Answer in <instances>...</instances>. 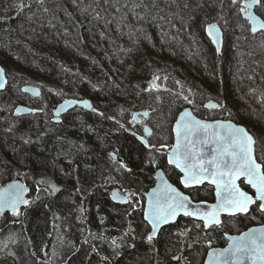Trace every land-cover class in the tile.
Masks as SVG:
<instances>
[{
    "label": "trees",
    "instance_id": "obj_1",
    "mask_svg": "<svg viewBox=\"0 0 264 264\" xmlns=\"http://www.w3.org/2000/svg\"><path fill=\"white\" fill-rule=\"evenodd\" d=\"M60 2L0 0V35L6 36L0 37V66L9 74V89L17 88L21 97L6 105L0 98L13 135L2 133L8 138L0 143V189L17 179L30 188L28 206L0 218V264H155L159 257L163 262L158 264H183L172 260L179 249L177 238L167 237V231L149 241L138 225L140 218L110 199L115 188L143 187L140 175L131 172L149 165L137 155L144 148L128 133L139 131L131 117L137 110L150 112L151 145L158 148L171 141L182 109L190 107L205 118L203 103L213 97L225 99L234 118L244 119L248 106L263 99L264 89L243 90L233 85L232 76L255 79L264 73L248 62L250 68L232 64L231 72L219 71L204 34L212 18L201 19L186 48L190 54L183 55L182 40L161 42L154 0ZM235 20L245 36L240 16ZM55 29L64 31L63 38L49 43ZM254 45L249 57L258 56L264 65V40ZM247 51H239L240 61L248 60ZM129 53L133 58L126 57ZM34 64L40 70L35 72ZM209 64L212 72L205 69ZM27 84L41 88L35 106L47 109L43 117L49 122L53 107L70 98L90 99L102 114L78 111L52 128L34 116L18 118L15 106L35 101L21 93ZM48 95L54 103L42 102ZM252 117L256 120L246 118L249 127L264 126V115ZM111 152H118L121 161L111 158ZM196 254L185 252L186 257Z\"/></svg>",
    "mask_w": 264,
    "mask_h": 264
},
{
    "label": "snow or ice",
    "instance_id": "obj_2",
    "mask_svg": "<svg viewBox=\"0 0 264 264\" xmlns=\"http://www.w3.org/2000/svg\"><path fill=\"white\" fill-rule=\"evenodd\" d=\"M232 2L236 4L237 0ZM254 6L264 8V0H244L240 11L253 25L252 30L256 31L257 27L264 29V20L254 14ZM213 28L215 25H209L210 30ZM3 86V69H0V88ZM81 103L91 107L87 100ZM145 131L150 134L148 129ZM176 134L177 143L172 147L168 163L183 173L180 183L186 188L205 181L214 184L217 202L210 205L208 211L200 208V204L206 203L205 201H200L195 208L190 209L192 200L165 182L162 191L153 190L149 210L145 212V219L152 225V234L147 237L149 241L153 239L160 224L168 223L180 213L196 217L202 221L203 228L208 229L221 226L222 213L233 217L247 213L249 207L257 201L260 202L258 207L264 212V164L258 162L254 155L255 141L245 129L231 124H207L185 112L177 122ZM209 143L215 147L205 152L204 147ZM144 144L149 148L155 147L147 141ZM121 166L125 167L123 164ZM241 177L255 189V197L243 191L236 183ZM58 190L53 186V191ZM24 191L22 186L15 185L10 186L7 193H0V211L10 207L17 213L18 205L28 203L23 198ZM112 198L123 199L118 191H113ZM196 227L201 225L197 224ZM209 256L212 264H246V261L264 264V228L251 229L242 236L233 238L229 248L209 253Z\"/></svg>",
    "mask_w": 264,
    "mask_h": 264
},
{
    "label": "flooded vegetation",
    "instance_id": "obj_3",
    "mask_svg": "<svg viewBox=\"0 0 264 264\" xmlns=\"http://www.w3.org/2000/svg\"><path fill=\"white\" fill-rule=\"evenodd\" d=\"M228 1L230 2V0H227V2ZM243 6H244V1L242 2V4H240L238 3V0H237V3L233 4L232 6L233 8H231V6H228V8H223L222 12H226L227 15L225 16L220 15L219 17H215V18L213 17L212 18L213 22L211 23L207 22V25L204 29L205 38L210 43V46H211L210 49L212 50V53L219 60L217 61L219 63L218 67H219V71L222 74H227L229 73V71L231 72L229 65L231 66L232 64H235V66L242 65L243 67L244 66L249 67L246 64L247 62L251 63L252 67L259 66L260 71L264 73V65L263 63H261V59L258 56L249 57V54H252L250 50L253 48V46H257L254 44L258 43L260 40H264V31L260 33H256V34L252 32L250 22L246 19L244 13L240 11V8ZM259 9L260 8L257 7L256 12L258 13V15H260L264 19V17L262 16L263 13H261ZM239 16H240L241 21L245 24V28H246L244 29L245 36H240L241 31L240 29L237 28V23H236L235 18ZM213 24L220 26L224 34V44H223L221 55L218 54L217 48L214 46L211 39L207 35L208 26L213 25ZM242 49L248 50L247 51L248 52L247 61L245 59H243V61H240L238 57L239 51ZM231 55L234 56L233 63H231L230 61ZM215 57L212 59H215ZM248 77L249 78L245 77V81L248 82V84L246 85L247 88L259 87V88L264 89V81H262L261 84L256 86L252 83L254 80L253 79L254 76H248ZM257 77H260V76H257ZM263 79H264V76H263ZM236 86H239V85H236ZM2 93L3 92L0 93V97ZM41 97L37 99L31 97L33 98V100H35L33 102V106H29V105L27 106L40 111L38 114H31L29 116L37 117L35 119H37L38 122H41L44 127H52V124L58 125L63 122L64 118L68 116H72V115L74 116L75 113L78 111L89 112L81 108H75L69 113H67L66 115L62 116L60 123H55V111L57 107L60 105L59 104L58 106L53 107L52 114H51V117H52L51 119L52 123H51L48 121V118L43 117V115L47 113L46 112L47 109L42 110L35 106L36 102H38L37 100H40ZM224 100L217 101L216 97H213L209 101L204 102L203 105H204V113H205L204 115L206 116L205 118L198 116L195 113V111L193 109L192 110L195 113V115L198 116L200 119L212 120V121L213 120H226V121H232L238 125H242L240 123H245L248 125L249 122L245 118L244 119L234 118L236 115L235 111H233L234 109L230 107V104L226 102V100L225 101ZM213 105H216V106L213 107ZM15 108H14V114H15ZM186 108H190V107H186ZM137 111H146V110H137ZM89 113L97 114L94 112H89ZM101 114L102 112H100L99 115ZM133 115L131 117V121L138 128L139 131L136 132V131L128 130V133L131 136H133L137 140V142H139V144L144 148V151L142 150L138 152L137 155L140 156L141 158H144L149 165H147L146 168L142 170H140V168L135 169L132 166L133 171L131 173L134 175V177L140 175V178L143 181V184H142L143 187L139 188V190L133 187H130L129 189L128 188H115V189H118L123 195L130 193V197H129L128 202L124 205H119L115 203L114 204L116 206L128 207L129 216L131 217L134 215H137V217L140 218L139 219L140 222L138 225L139 226L142 225L143 232L147 234V236H149L152 232V228L148 224V222L145 221L144 219L145 206H146V194L149 193L154 187L157 186L158 181H159L157 174L159 171L162 172L166 180L172 186L176 187L178 190L185 193L186 195H189L194 202H200V201L215 202V192H214L213 186L209 184H202L201 186L190 187V188L184 187V185L180 183V177L183 176V173L180 172V170L176 168L174 165H171L168 163L169 152L172 150V147L175 145L174 132H172L171 141L169 143H164L163 147L162 146L158 148L157 147H154V148L146 147L142 143V141H140L138 136L146 137L149 144L151 145V139L152 137H154V129L149 124L150 114L148 118L143 117L142 122L140 123H135L133 121ZM15 116L18 118L28 117V116L19 117L16 114ZM146 126H150L152 129V134L149 136L146 134V131H145ZM245 127L249 131L251 130L250 133L254 136L256 140V156H257L258 162H261L262 164H264V153L261 148L263 144L262 139H264V134L258 133L256 131L257 130L256 128L255 129L253 128L254 129L253 130L252 127H249V125H248L249 128L247 126ZM113 154L116 155V157H114ZM110 156L117 162L121 161L120 159L121 157L118 152H111ZM127 169H130V167H128ZM242 185L244 186V182H242ZM205 191L208 194H210V196H204ZM111 194H110V199H111ZM253 196L255 197V195ZM259 203L260 202H257L248 214H240L234 217H230V216L223 217L221 226L214 227V228L205 229L203 228L202 221H198L191 217H182L175 224L169 225L166 228L162 229L159 236L156 239H152V241H157L161 237V235L165 236V234H167L166 232L168 231L169 234L167 235V237L177 238L179 240V243H178V240H176V242L178 243L179 249L177 250L176 255L172 257L173 261L176 262L180 260L182 261L183 264H193L192 262V258H193L194 261L197 260L199 264H205V261L207 259V256L210 250L215 249V248L224 249L229 245L230 239L228 236H240L246 233L248 230H250L253 227L264 226V212H262L260 208L258 207ZM197 224H200L201 227L199 228L196 227ZM186 250L190 253L194 252L197 254L192 255V257L191 256L186 257L185 255V252H187Z\"/></svg>",
    "mask_w": 264,
    "mask_h": 264
},
{
    "label": "rangeland",
    "instance_id": "obj_4",
    "mask_svg": "<svg viewBox=\"0 0 264 264\" xmlns=\"http://www.w3.org/2000/svg\"><path fill=\"white\" fill-rule=\"evenodd\" d=\"M72 1H74V0H61L60 3H61V5L67 4L69 6L71 5L70 3L75 4L76 1L77 2L82 1V3H85L84 0H75V2H72ZM154 1H156V4H157L156 9H157V11H159L158 16L160 17V20H161L160 21L161 22L160 24L162 27V31L160 32L161 33L160 34L161 35V42H166V43L173 42L175 44L176 43L178 44V43H180V40H182L180 50H181V52H183V55H189L190 54V53H187L186 48H188V46L192 43V38L194 36H196L195 35L196 34L195 29L198 26V24L201 22V19H204L205 17H209V18L214 17L215 18V17H219L220 15L225 16V15H227V13L222 12L223 8H228V6H231V8H233L232 7L233 2L230 1L232 3L231 4L229 1L227 2V0H222V2H220L221 0H154ZM221 3L223 5V8H220ZM80 9L81 8L76 7L75 11H80ZM259 11L264 14V8H260ZM170 27L173 28L174 31H172L170 29ZM30 29L35 30V28H32V25H31ZM30 32H31V30H28L25 34L28 35ZM63 32L64 31L55 29L52 32L53 37L52 36L47 37L46 40L49 41V43L53 42L55 40L61 41V38H63V35H64ZM0 37H2V35H0ZM5 37L6 36L3 35L2 38H5ZM51 37L54 40H52ZM163 47H164V44H163L162 48ZM129 55H130V53L127 54V56H126L128 59L133 58L132 57L133 54H131V56H129ZM32 58H34V57H32ZM187 59H189V56ZM33 66H34L33 68L35 69V72L40 70V68L37 67L36 64H34ZM212 68L213 67L209 64L206 66L205 69L212 72V70H211ZM229 68H230V65H229ZM230 70H231V68H230ZM224 71H225V69H224ZM211 72H209V73L211 74ZM8 75L9 74L7 73V76ZM245 77L246 76H244V75H242V77L239 75L238 78L235 75L232 76V78L234 80L233 85H239L241 87V89L245 90L247 88L246 85L248 84V82L245 81ZM258 78H260V79H258ZM8 80H9V76H8ZM262 81H264V79L262 76H260V77H256L252 83L257 86V85L261 84ZM260 91H261V89H260ZM261 92H263V99L259 100L257 102L254 101L255 103L252 102L251 105L248 106V109L244 111L245 119L248 118V119L256 120L252 116H255V114H258V116H260V117L264 115V90ZM21 93H23L22 88H21ZM247 94H248V96H250V92H248ZM252 97H254V93L253 94L251 93L250 98H252ZM0 98L2 99V101H3L2 104H4V105L8 104V102L12 101V100H17L18 102H20L19 100L21 99V97L17 91V88H14L13 86H11L10 89H9V87H7V89L2 93ZM54 101H55V99L52 98L51 96L49 97V95H48L44 99V101H42V102L54 103ZM19 104H22V103H19ZM19 104H17V105H19ZM1 110H3L2 107H0V111ZM3 111H4L3 115H6L5 113L7 110H3ZM6 116L4 119L2 118L3 119L2 121L0 120V143L3 142L6 138H8L7 135H2L3 132H5V133L7 132V134H10V136H13V135H11V132H12L11 131V127H12L11 121L12 120L8 116H7L8 118ZM256 122H258V121H256ZM240 124L248 127V125L245 123H240ZM255 127L257 128L259 133L264 134V126H260V124H258ZM50 128H52V127H50ZM9 138H11V137H9ZM15 139H16V137H15ZM262 143L263 144H262L261 148H262L263 153H264V139H262ZM0 158H1V154H0ZM3 159L4 158H2V160ZM4 161H5V159H4ZM204 196H210V194H208L205 191ZM160 262H163V259L161 260L159 257L158 259H156L155 264H158ZM80 264H82V262ZM95 264H98V263H95Z\"/></svg>",
    "mask_w": 264,
    "mask_h": 264
},
{
    "label": "water",
    "instance_id": "obj_5",
    "mask_svg": "<svg viewBox=\"0 0 264 264\" xmlns=\"http://www.w3.org/2000/svg\"><path fill=\"white\" fill-rule=\"evenodd\" d=\"M256 8H257L256 6L253 7L254 14H256L257 16H259L261 20H264L260 15H258V13L256 12ZM213 25H215V28H213L211 30L209 29V26H208V28H207V35L211 39V41L214 44V46L217 48L218 54L221 55L222 49H223V44H224V34H223V31H222V29H221L220 26H218L216 24H213ZM250 25H251V29H252L253 28V25L251 23H250ZM262 31H264V29H260L259 27H257V30L256 31H253L252 30V32L254 34L260 33ZM210 32H211V34H210ZM0 69H3V84H4V86L2 88H0V93H1V92H4L7 89L9 80H8V76H7L6 70L2 66H0ZM22 92L24 94L29 95V96H31L33 98H36V99L37 98H40L42 96V90H41V88H39L37 86H34V85H30V84L24 85L22 87ZM85 100H87L89 102V104L91 105V107H86L83 103H81L82 101H85ZM75 108H81V109H84V110L89 111V112H94V113L100 114V112L97 109L94 108V105H93V103H92V101L90 99H74V98H70V99H67V100L61 102L60 105L57 107V109L55 111V123H60L61 122V117L64 116V115H66L67 113H69L70 111H72ZM39 112H40L39 110L33 109L31 107H28L27 105H24V104H19L15 108V114L17 116H19V117L29 116L31 114H38ZM185 112L191 113L192 117H194L196 120L202 121V122L207 123V124H212V125L221 124V125H225V126L231 124V125H233L235 127H239V128L245 129L253 137V139L255 141V143L253 145V148H254V155L256 156V140H255L254 136L250 133V131L245 126L238 125V124H236V123H234L232 121H226V120H213L212 121V120L200 119L198 116L195 115V113L193 112L192 108H185V109H183L179 113V115L177 116V118H176V121H175V123L173 125V132L175 134V144L177 143V134H176L177 122L180 121L181 116ZM149 114H150V112L147 111V110L146 111H137L133 115V121L135 123H140V122H142V118L143 117L144 118H148L149 117ZM146 129H148L149 132H150V134H148V133H146V134L148 136L151 135L152 134L151 127L150 126H146ZM138 138L140 139V141H142L143 144H144V141H147L148 142L147 138L144 137V136H138ZM213 147H215V145L212 144V143H209L206 147H204V151L205 152H209ZM170 153H171V151L169 152V154ZM113 156L116 157V155H114V154H113ZM157 176H158V180H159L157 186L154 187L149 193L146 194L145 212L149 210V201H150V199L152 197L153 190L154 189H157V190H161L162 191L163 188H164L165 182H167L168 185H171L166 180V178L164 177V175L162 174L161 171L158 172ZM242 182H244V186L242 185ZM236 183L242 188L243 191L247 192L249 195H251V196L255 195V189H253L251 187V185L247 184V182L245 181V179L243 177H241L240 179H238L236 181ZM203 184H209V185L213 186L214 192H215V202H207V201H205L206 203L200 204V208L202 210L208 211L209 210V206L210 205H213V204H215L217 202L216 190H215V185L214 184H210L208 181H205ZM15 185H20V186L23 187V189H25V191L23 192V198L28 201L27 204H20V205H18V210H17V213H18L21 210H23L24 208H26L28 206V204H29L30 188H29L28 184L25 181L20 180V179L13 180V181L8 182L7 184H5L0 189V193H7L10 190V186H15ZM201 185L202 184L195 185V186H192V187H197V186H201ZM172 187H174V186H172ZM174 188H176V187H174ZM113 191H118L119 194L121 195V197H123V199H121V200H114L112 198V194H111V201L113 203L119 204V205H124V204H126L128 202L129 197H130V193H127L126 195H123L118 189H115ZM113 191H112V193H113ZM178 191H180V190H178ZM181 193H183V192H181ZM183 194L186 195L185 193H183ZM186 196H188L192 200V198L189 195H186ZM257 202H259V201H257ZM199 203L200 202H194L192 200V204L189 206V208L190 209H193ZM254 205L255 204L251 205L249 207V211L247 213H243V214H248L250 212V210L253 208ZM7 213L16 214V213H14L12 211V209L10 207H5L2 211H0V218L2 216H4L5 214H7ZM237 215H240V214H237ZM225 216H228V215L226 213H222L221 214V217H220L221 221H222L223 217H225ZM182 217H190V216H185V215H183V213H180L173 220H170L168 223L160 224L158 226L155 234L153 235V239H156L159 236V234L162 231V229L166 228L169 225L175 224ZM230 217H233V216H230ZM191 218L200 221L196 217H191ZM144 219H145V213H144ZM145 221L148 222V220H146V219H145ZM148 224L152 228V225L149 222H148ZM261 228H264V226L253 227L251 229H261ZM247 232H249V230ZM151 234H152V232H151ZM242 235H240V236H242ZM240 236H228L229 239H230V242H229V245L226 248H224V249H227V248L230 247V245L233 243V238L240 237ZM224 249H222V248H215V249L210 250L209 253L221 252ZM205 264H212V261L210 260L209 254L207 256V259L205 261ZM246 264H251V262L246 261Z\"/></svg>",
    "mask_w": 264,
    "mask_h": 264
}]
</instances>
